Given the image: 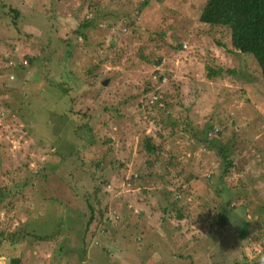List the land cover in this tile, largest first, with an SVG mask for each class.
Masks as SVG:
<instances>
[{"label":"rangeland","instance_id":"rangeland-1","mask_svg":"<svg viewBox=\"0 0 264 264\" xmlns=\"http://www.w3.org/2000/svg\"><path fill=\"white\" fill-rule=\"evenodd\" d=\"M145 1L0 0V264L264 256L259 67L199 22L206 0Z\"/></svg>","mask_w":264,"mask_h":264},{"label":"trees","instance_id":"trees-1","mask_svg":"<svg viewBox=\"0 0 264 264\" xmlns=\"http://www.w3.org/2000/svg\"><path fill=\"white\" fill-rule=\"evenodd\" d=\"M148 0L143 2L139 8V12L142 8L148 7ZM93 5H90V7ZM96 13V10L94 11ZM18 16V14H16ZM199 22L204 26L209 27L211 30H221L222 33H227L230 39L231 45V53L237 52L238 54H246L252 56L254 61L259 67V72L261 73L262 82L264 83V0H206L203 7L200 10L199 14ZM92 24L91 20L88 18L82 22L79 28L75 33L83 36L82 29L88 28ZM181 46H176L175 50H179ZM239 54V55H240ZM27 63L29 66L36 61L34 57H27ZM144 59V58H143ZM20 65V68L24 69L23 66ZM14 68V67H13ZM207 74L206 78L209 81H213L215 78H221L222 76L233 74L232 70H224V68H212L206 66ZM59 89L58 91L63 97L68 90L64 85V82L57 84ZM65 91V92H64ZM59 98V97H58ZM160 111H163L162 108H159ZM163 123V121H162ZM176 125L174 123L171 124V128H174ZM217 133V130H215ZM205 139L200 140L201 144L208 143L207 148L210 149L212 145L210 142H207L206 133L204 134ZM196 140L198 138L195 137ZM144 149L146 153L149 155L154 154L155 145L152 144L149 140L145 141ZM217 147V146H215ZM220 149L221 155L223 156V160L225 162V167L223 169V174L226 173L231 164L227 162V156L225 152L222 151V147H217ZM212 150V149H210ZM174 160V158H173ZM172 164L170 163V166ZM1 202V196H0ZM168 207L164 208L163 212L167 213ZM208 219L210 223L216 226L217 229L221 230L228 223L227 216L219 214L214 211L212 214H209ZM264 231V228H263ZM26 235H30L25 232ZM35 240L38 241H48L53 238V236H34ZM256 245L262 247L264 250V233L258 229V236L252 237L250 240ZM85 254V251H84ZM181 257L182 256L181 254ZM8 264H21L20 257L10 258L8 260Z\"/></svg>","mask_w":264,"mask_h":264},{"label":"clouds","instance_id":"clouds-1","mask_svg":"<svg viewBox=\"0 0 264 264\" xmlns=\"http://www.w3.org/2000/svg\"><path fill=\"white\" fill-rule=\"evenodd\" d=\"M259 264H264V256H262L259 260Z\"/></svg>","mask_w":264,"mask_h":264},{"label":"water","instance_id":"water-1","mask_svg":"<svg viewBox=\"0 0 264 264\" xmlns=\"http://www.w3.org/2000/svg\"><path fill=\"white\" fill-rule=\"evenodd\" d=\"M104 85L106 84V83H103ZM3 262H4V260H2Z\"/></svg>","mask_w":264,"mask_h":264},{"label":"crops","instance_id":"crops-1","mask_svg":"<svg viewBox=\"0 0 264 264\" xmlns=\"http://www.w3.org/2000/svg\"><path fill=\"white\" fill-rule=\"evenodd\" d=\"M1 262H3L2 260H1ZM4 264H5V262H3Z\"/></svg>","mask_w":264,"mask_h":264}]
</instances>
